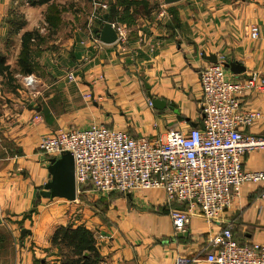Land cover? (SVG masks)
<instances>
[{"label": "crops", "instance_id": "0c3cea01", "mask_svg": "<svg viewBox=\"0 0 264 264\" xmlns=\"http://www.w3.org/2000/svg\"><path fill=\"white\" fill-rule=\"evenodd\" d=\"M53 6V32H42ZM109 20L124 40L94 41ZM253 24L261 29L256 41ZM37 30L29 69L39 93L28 97L16 72L23 37ZM263 31L264 0H0V264H65L53 239L69 225L93 236L98 264H214L209 235L226 224L239 244L264 243V183L243 186L222 224L197 209L188 230L177 232L170 212L188 207L169 205L162 190L99 194L86 187L72 202L43 197L52 158L39 149L59 131L92 126L162 140L171 128L201 126L200 72L217 59L231 79L264 78ZM239 99L241 109L262 115L243 132L264 135V89ZM244 169L264 170V150L247 154Z\"/></svg>", "mask_w": 264, "mask_h": 264}, {"label": "built area", "instance_id": "2783aa9c", "mask_svg": "<svg viewBox=\"0 0 264 264\" xmlns=\"http://www.w3.org/2000/svg\"><path fill=\"white\" fill-rule=\"evenodd\" d=\"M112 26L115 28L114 23ZM116 29L118 41H123L124 31ZM249 34L254 41L260 39V27L251 25ZM93 38L99 42L98 36ZM18 77L28 97L39 93L35 75ZM68 78L76 81L73 73ZM199 78L203 95L201 126L188 131L171 128L165 140L134 138L105 126H92L59 131L42 139L39 149L49 158H60L66 152L73 156L77 195L86 187L99 194L162 190L169 205L182 203L188 207L170 212L177 232L188 230L197 209L207 222L222 224L224 213L243 186L264 183V170L244 169L247 154L264 150V135L246 134L243 127L254 125L262 115L260 111L241 109L239 99L247 91L263 90L264 78L254 73L244 79H231L222 61L204 68ZM208 241L211 263L264 264V243L239 244L230 224L211 233ZM190 262L179 258L176 263Z\"/></svg>", "mask_w": 264, "mask_h": 264}, {"label": "trees", "instance_id": "16d2710c", "mask_svg": "<svg viewBox=\"0 0 264 264\" xmlns=\"http://www.w3.org/2000/svg\"><path fill=\"white\" fill-rule=\"evenodd\" d=\"M115 9L116 8L114 7L112 10V18L115 17ZM58 15V8L53 6L49 11V15L47 16L49 25H46V30H48L50 33L53 32L55 19ZM40 38L41 34L38 30L34 32H28L24 35L22 40V51L19 56L18 70L16 74H31V69H29L30 44L39 40ZM4 70L7 72L6 74H8V76L11 75V71L8 67H4ZM53 244L58 248L59 252H62L67 257L65 264H98L99 258L95 249L93 236L85 228L79 227L73 229L72 225L61 227L54 236Z\"/></svg>", "mask_w": 264, "mask_h": 264}, {"label": "water", "instance_id": "95a60500", "mask_svg": "<svg viewBox=\"0 0 264 264\" xmlns=\"http://www.w3.org/2000/svg\"><path fill=\"white\" fill-rule=\"evenodd\" d=\"M165 4H171L180 0H164ZM117 33L112 26L111 20L104 26L99 39L104 43H113L117 41ZM216 63L217 59H213ZM230 66V65H229ZM228 67V66H227ZM233 73L241 71L239 66L231 65ZM49 181L40 187V195L50 199H64L66 201H75L77 198V188L75 181V163L73 156L66 152L60 158L50 159Z\"/></svg>", "mask_w": 264, "mask_h": 264}, {"label": "rangeland", "instance_id": "374dc122", "mask_svg": "<svg viewBox=\"0 0 264 264\" xmlns=\"http://www.w3.org/2000/svg\"><path fill=\"white\" fill-rule=\"evenodd\" d=\"M130 22V21H129Z\"/></svg>", "mask_w": 264, "mask_h": 264}]
</instances>
